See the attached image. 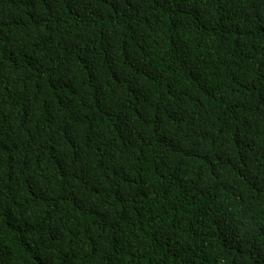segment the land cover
I'll use <instances>...</instances> for the list:
<instances>
[{"label":"trees","instance_id":"16d2710c","mask_svg":"<svg viewBox=\"0 0 264 264\" xmlns=\"http://www.w3.org/2000/svg\"><path fill=\"white\" fill-rule=\"evenodd\" d=\"M0 264H264V0H0Z\"/></svg>","mask_w":264,"mask_h":264}]
</instances>
